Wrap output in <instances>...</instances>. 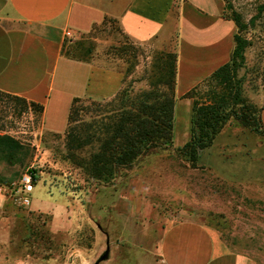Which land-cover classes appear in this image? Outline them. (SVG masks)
<instances>
[{
  "label": "rangeland",
  "instance_id": "1",
  "mask_svg": "<svg viewBox=\"0 0 264 264\" xmlns=\"http://www.w3.org/2000/svg\"><path fill=\"white\" fill-rule=\"evenodd\" d=\"M223 2L225 19L237 12L249 26L242 35L251 46L237 78L242 79L243 98L263 112L264 13L252 25L250 21L264 0ZM116 27L109 23L81 34L70 46L78 45L82 52L75 54L97 67L120 73L123 90H149L155 54L176 53L177 38L170 48L158 49L153 42L133 41ZM113 98L94 101L105 105ZM58 101L62 105L49 115L56 125L67 116L66 100ZM192 103L190 93L176 95L172 147L141 157L106 185L70 158L65 132L47 130L43 115L0 95V134L23 148L18 160L0 155V264H95L106 252L100 264H162L158 248L163 229L169 221L183 219L203 223L229 251L264 264V137L230 119L192 161L177 151L191 139ZM111 109L85 112L79 119L95 124ZM97 149L98 143L89 145L75 151L76 158L89 161ZM32 171V204L21 209L7 188H17Z\"/></svg>",
  "mask_w": 264,
  "mask_h": 264
},
{
  "label": "crops",
  "instance_id": "2",
  "mask_svg": "<svg viewBox=\"0 0 264 264\" xmlns=\"http://www.w3.org/2000/svg\"><path fill=\"white\" fill-rule=\"evenodd\" d=\"M224 11L223 0H0V91L44 105L45 128L65 132L75 98L111 99L122 90L120 73L63 54L108 18L158 49L177 38L176 95L186 96L231 60L237 28ZM61 97L67 116L56 125L49 115ZM261 117L264 124V108ZM158 251L162 264H257L192 219L166 223Z\"/></svg>",
  "mask_w": 264,
  "mask_h": 264
},
{
  "label": "trees",
  "instance_id": "3",
  "mask_svg": "<svg viewBox=\"0 0 264 264\" xmlns=\"http://www.w3.org/2000/svg\"><path fill=\"white\" fill-rule=\"evenodd\" d=\"M257 11L258 14L250 21L251 25L264 13V4L259 5ZM229 20L238 30L234 35L235 48L230 62L215 71L205 84L190 92L193 99L191 139L177 151L190 156L192 161L197 159L200 150L211 146L230 119L264 137L262 109L248 104L243 98L242 79L237 78L245 64V52L251 46V42L242 35L249 26L237 12H233ZM109 23L117 25L116 30L123 33L116 20L107 18L90 34ZM75 50L82 52L78 45L74 48L65 45L63 54L81 62H90L77 56ZM155 56L157 61H154L150 78H147L149 90L135 94L132 90L122 89L105 105L92 98H75L72 103L65 131L68 150L73 154L70 158L78 166L86 167L89 175L101 183L110 184L121 172L132 169L141 157L152 151L172 147L177 54L163 51ZM0 95L21 103L26 110L35 111L40 117L44 113L42 104L1 91ZM85 103L97 109L89 110ZM107 107L112 109L95 124H86L79 119L82 113H101ZM94 143H98V149L90 155L89 161L76 158L75 151H82ZM22 149L17 140L0 134V155L5 160H18Z\"/></svg>",
  "mask_w": 264,
  "mask_h": 264
},
{
  "label": "built area",
  "instance_id": "4",
  "mask_svg": "<svg viewBox=\"0 0 264 264\" xmlns=\"http://www.w3.org/2000/svg\"><path fill=\"white\" fill-rule=\"evenodd\" d=\"M35 189L34 175L32 172L26 173L17 188H7L13 202L21 209H28L32 204V193Z\"/></svg>",
  "mask_w": 264,
  "mask_h": 264
},
{
  "label": "water",
  "instance_id": "5",
  "mask_svg": "<svg viewBox=\"0 0 264 264\" xmlns=\"http://www.w3.org/2000/svg\"><path fill=\"white\" fill-rule=\"evenodd\" d=\"M107 255H108V252H106V254L101 258V260H100L99 262L95 263V264H100V262H101L102 260H104V259L106 258Z\"/></svg>",
  "mask_w": 264,
  "mask_h": 264
}]
</instances>
